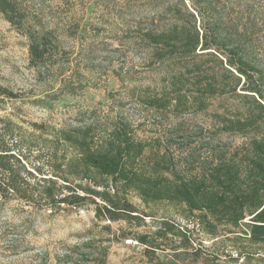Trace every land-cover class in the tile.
<instances>
[{"label":"trees","instance_id":"obj_1","mask_svg":"<svg viewBox=\"0 0 264 264\" xmlns=\"http://www.w3.org/2000/svg\"><path fill=\"white\" fill-rule=\"evenodd\" d=\"M191 2L177 8L148 0L149 13L122 17L123 62L137 60L154 78L126 88L139 117L125 115V102L108 92V103L85 110L82 125L59 130L73 152L59 166L54 149L34 162L27 139L0 127V209L13 199L49 213L91 206L109 238L134 243L154 264H264V63L250 51L259 30L243 17L228 20L221 0ZM0 13L27 37L31 64L49 67L58 43L52 31L27 27L22 0H0ZM123 71L116 72L122 85ZM88 87L67 85L61 96ZM16 97L0 84V102ZM111 102H119L116 112ZM147 113L161 118L154 136L138 132ZM131 193L148 207L180 208L183 221L148 211ZM226 241L232 244L220 249ZM83 254L90 264H106L102 244Z\"/></svg>","mask_w":264,"mask_h":264},{"label":"rangeland","instance_id":"obj_2","mask_svg":"<svg viewBox=\"0 0 264 264\" xmlns=\"http://www.w3.org/2000/svg\"><path fill=\"white\" fill-rule=\"evenodd\" d=\"M22 1L29 18L27 27L51 30L58 43L52 49L49 67L33 66L27 37L0 13V84L18 95L0 102V127L7 125L17 131L18 136L27 139L34 162L39 156L46 161L54 149L57 155L54 163L59 166L73 153L59 140V130L70 131L71 127L82 125L81 121L88 117L85 110L108 103V92L125 102L121 107L125 115L139 117L142 110L139 111L134 102H127L126 88L135 83L147 84L154 78L137 60L123 62L119 43L123 35L122 17L133 19L136 15H145L150 12V6L148 0H140L141 4H138L139 0ZM180 1L157 0L177 8H181ZM183 1L186 6L192 4L191 0ZM221 1L220 8L228 20L243 17L248 25H257L259 31L252 38L250 51L264 63V0ZM120 67L124 68L123 75L127 80L124 85L116 78ZM67 85L89 87L75 96H61ZM53 95L61 98L52 101L48 96ZM111 103L116 112L119 102ZM104 109L110 110L108 106ZM146 115L145 124L138 132L141 136H154L161 118L154 113ZM139 121L142 119L136 122ZM33 123H43L46 128L38 130ZM65 173L70 177V169ZM129 196L134 203L158 216L170 214L176 221H183L178 207L165 203L148 207L135 194ZM0 210V264H59V259L76 245L81 248L73 251L67 264H90L83 253L100 244L107 247L106 264H154L143 256L140 247L133 248L134 243L127 241L128 244H124L109 238L101 228L104 223L95 224L91 206L63 207L49 213L35 211L24 201L13 199ZM118 227L119 224H112L113 229ZM196 234L207 246L213 243L202 232ZM231 244L226 241L218 247L223 250Z\"/></svg>","mask_w":264,"mask_h":264}]
</instances>
